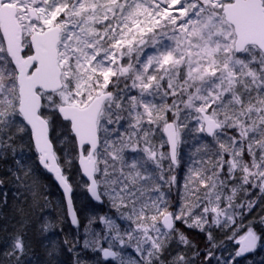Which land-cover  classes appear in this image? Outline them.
I'll use <instances>...</instances> for the list:
<instances>
[{
  "label": "snow or ice",
  "instance_id": "snow-or-ice-1",
  "mask_svg": "<svg viewBox=\"0 0 264 264\" xmlns=\"http://www.w3.org/2000/svg\"><path fill=\"white\" fill-rule=\"evenodd\" d=\"M0 220V264L264 251V0H0Z\"/></svg>",
  "mask_w": 264,
  "mask_h": 264
},
{
  "label": "trees",
  "instance_id": "trees-1",
  "mask_svg": "<svg viewBox=\"0 0 264 264\" xmlns=\"http://www.w3.org/2000/svg\"><path fill=\"white\" fill-rule=\"evenodd\" d=\"M28 155L31 156L32 154L28 153ZM37 171H40L39 167L37 168ZM41 175H42L43 179L51 186L52 195L55 197H62V193H61L60 189L58 188L56 182L52 179V177L50 175L44 174L43 172H41ZM6 190L9 192V196L11 197V192L14 191V189H12L9 186ZM56 216H57V213L54 212L53 218L55 219ZM4 223H5V221L0 220V227H2ZM63 227H64L65 231H71L72 230L68 224H64ZM9 231H11V229H9ZM4 235H6V234L3 232H0V237H2ZM55 235L58 236L59 233L57 232V233H55ZM189 236L199 246L203 247V245H204L203 234L201 235L200 233L195 232V234L189 235ZM36 252L40 256V259L43 260L44 254L40 248L39 242H36ZM61 252H62V256H61L62 264H71V256L66 251H63V249H61ZM261 255H264V251L258 249V251L253 255H250L248 257H240L239 258V264H246V262L248 260L258 261V259Z\"/></svg>",
  "mask_w": 264,
  "mask_h": 264
},
{
  "label": "rangeland",
  "instance_id": "rangeland-1",
  "mask_svg": "<svg viewBox=\"0 0 264 264\" xmlns=\"http://www.w3.org/2000/svg\"><path fill=\"white\" fill-rule=\"evenodd\" d=\"M186 231H188V234H189V235H193V234H195V231H192V230H186ZM201 235H202V234H201ZM257 251H258V250H257ZM257 251H256V252H257ZM256 252H255V253H256ZM255 253H254V254H255ZM252 255H253V254H252Z\"/></svg>",
  "mask_w": 264,
  "mask_h": 264
},
{
  "label": "water",
  "instance_id": "water-1",
  "mask_svg": "<svg viewBox=\"0 0 264 264\" xmlns=\"http://www.w3.org/2000/svg\"><path fill=\"white\" fill-rule=\"evenodd\" d=\"M252 254H254V253H248V254H246V255L243 256V257H248V256H250V255H252Z\"/></svg>",
  "mask_w": 264,
  "mask_h": 264
}]
</instances>
